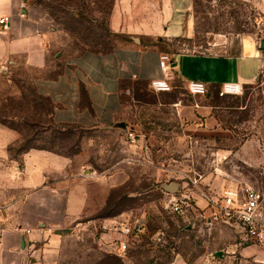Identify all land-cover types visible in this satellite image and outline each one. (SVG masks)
Listing matches in <instances>:
<instances>
[{
  "label": "rangeland",
  "instance_id": "1",
  "mask_svg": "<svg viewBox=\"0 0 264 264\" xmlns=\"http://www.w3.org/2000/svg\"><path fill=\"white\" fill-rule=\"evenodd\" d=\"M31 1L47 16L54 34L50 50L57 59L58 54L68 58L87 50L108 51L126 40L112 23L117 0ZM140 5L141 1L128 3L125 14ZM193 17L192 37L158 40L166 53L238 55L246 37L264 42V15L257 0H194ZM145 30L140 26L135 32ZM34 81L35 72L22 64L0 68V126L19 136L7 149L14 179L3 176L1 185L17 180L25 154L52 152L72 158L82 168L95 201L102 193L106 197L110 185L107 204L96 218L123 213L124 222L143 218L148 223L142 243L120 259L106 253L100 232L91 225L58 230V217L52 218L44 226L45 240L35 243L40 264H264V243L234 246L233 251L228 244H218L223 252L203 254L208 247L196 244L201 241L198 231L171 210L162 188L176 183L180 190H224L239 182L264 194V71L253 84L244 85L240 95L222 96L221 89L214 90L215 113L234 137L224 146L180 143L171 108L173 93L161 95L146 84L125 83L120 121L124 127L85 129L54 123L51 104L36 92ZM222 147L230 153L219 155ZM5 169L0 162V172ZM191 180L197 181L196 187ZM8 195L15 201L20 191ZM3 206L0 216L6 214ZM161 233L174 238L172 247L154 244L153 237Z\"/></svg>",
  "mask_w": 264,
  "mask_h": 264
},
{
  "label": "crops",
  "instance_id": "2",
  "mask_svg": "<svg viewBox=\"0 0 264 264\" xmlns=\"http://www.w3.org/2000/svg\"><path fill=\"white\" fill-rule=\"evenodd\" d=\"M137 1L142 5L132 8V14H125L128 3ZM193 1L117 0L112 23L116 31L125 35L122 44L109 51L87 50L68 58L58 54L57 59L51 54L54 34L45 12L36 8L31 0H0V17L11 18L9 30L4 31L0 26V68L22 64L34 71L36 92L49 100L54 123L85 129H109L122 121V86L125 83L139 82L149 86L152 80L166 78L173 90L158 94L175 95L171 108L180 143L224 146L234 137L215 113L218 107L211 102L214 90H220L225 83L253 84L264 71V46L252 36L244 39L238 55L166 53L158 40L194 35ZM257 1L264 15V0ZM145 18L152 19L147 22ZM140 26L146 30L136 34ZM162 55L169 56L167 72L160 68ZM191 80L204 82L207 94L189 95L185 86ZM18 137L15 131L0 126V162H4L6 168L0 172V179L15 173L7 149ZM227 149L222 147L217 153H230ZM22 163V170L14 181L17 186L14 187V183L1 185L3 181L0 180V205H4L6 211L0 216V264H40L35 258L39 252L35 243L45 240L48 231L44 226L55 217H58V230L91 225L100 232L106 251L112 250L118 237L115 226L124 222L125 215L95 217L107 204L109 184L107 198L102 193L95 201L88 178L72 158L30 151L23 156ZM173 184L176 183L162 185L169 201L182 195L190 196L188 188L180 190L177 184L176 190H171ZM16 189L20 197L13 201L8 194ZM193 197L200 207L205 206L200 194ZM37 226L43 227L41 231L35 230ZM187 227L198 231L202 242L196 244L208 247L206 253L202 251L206 255L223 252L217 248L218 244L222 247L228 244L231 251L238 245L253 246L243 244L241 235L223 224L211 229L201 224L195 228L188 224ZM139 245L136 243L133 247Z\"/></svg>",
  "mask_w": 264,
  "mask_h": 264
},
{
  "label": "built area",
  "instance_id": "3",
  "mask_svg": "<svg viewBox=\"0 0 264 264\" xmlns=\"http://www.w3.org/2000/svg\"><path fill=\"white\" fill-rule=\"evenodd\" d=\"M10 23L9 16L0 17L2 30H9ZM159 61L160 68L167 72L169 56L162 55ZM221 86V94L224 95H240L243 91V86L238 83H225ZM149 87L156 93L171 92L173 89L166 78L150 81ZM185 87L191 96H205L208 92L206 84L198 80L189 81ZM191 183L194 187L197 186V181L191 180ZM188 190L191 191L189 197L182 195L171 199L169 205L176 215L184 218L193 228L201 224L206 229H211L216 224H223L236 230L241 235L243 244L264 243V194L259 190L239 182L224 190L208 189L198 192L191 188ZM196 193L201 195L205 206L200 207L197 204L193 197ZM146 230L147 221L143 218L118 223L115 226L118 237L113 242L112 250L108 252L125 258L130 242L144 234ZM165 241L167 238L163 233L156 238L158 245Z\"/></svg>",
  "mask_w": 264,
  "mask_h": 264
},
{
  "label": "trees",
  "instance_id": "4",
  "mask_svg": "<svg viewBox=\"0 0 264 264\" xmlns=\"http://www.w3.org/2000/svg\"><path fill=\"white\" fill-rule=\"evenodd\" d=\"M91 51H95V50H91ZM109 51V50H108ZM101 52H103V51H101ZM173 90V89H172ZM189 94V93H188ZM190 95V94H189ZM41 96V95H40ZM43 97V96H42ZM45 98V97H44ZM47 99V98H46ZM48 100V99H47ZM49 101V100H48ZM50 103V102H49ZM113 216V215H112ZM108 217V216H107ZM147 228H148V223H147ZM146 233V232H145ZM145 233L144 234H142L141 236H139V237H137V238H135L134 240H132L131 242H130V247L128 248V250H127V254H126V257L127 256H129V254L132 252V248H134L133 246H135V244L137 243V244H140V243H142V238H143V236L145 235ZM159 236V234H157L156 236H154L153 237V239H152V241L154 242V244L155 245H157V246H160V247H165V248H170V247H172V245L174 244V238L172 237V236H166V238H167V242L166 243H164V244H159L158 245V243H156V238ZM108 255H111V256H115V257H117V258H120V259H124V257H120V256H118V255H116V254H114V253H110V252H106ZM125 257V258H126ZM122 264V263H121Z\"/></svg>",
  "mask_w": 264,
  "mask_h": 264
},
{
  "label": "water",
  "instance_id": "5",
  "mask_svg": "<svg viewBox=\"0 0 264 264\" xmlns=\"http://www.w3.org/2000/svg\"><path fill=\"white\" fill-rule=\"evenodd\" d=\"M262 46H264V42H262ZM122 126V127H124L123 125H122V123L121 122H119V123H117L115 126H113V127H116V126ZM112 127V128H113ZM176 188H177V185L176 184H173L171 187H170V189L171 190H176Z\"/></svg>",
  "mask_w": 264,
  "mask_h": 264
}]
</instances>
